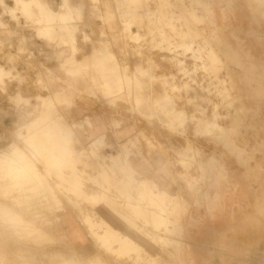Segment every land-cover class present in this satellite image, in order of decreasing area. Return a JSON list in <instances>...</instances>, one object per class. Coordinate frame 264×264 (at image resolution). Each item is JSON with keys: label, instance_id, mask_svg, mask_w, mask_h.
Returning a JSON list of instances; mask_svg holds the SVG:
<instances>
[{"label": "rangeland", "instance_id": "374dc122", "mask_svg": "<svg viewBox=\"0 0 264 264\" xmlns=\"http://www.w3.org/2000/svg\"><path fill=\"white\" fill-rule=\"evenodd\" d=\"M48 1L57 15L40 23L0 1V264H181L182 241L191 264H264V0H149L122 15L119 0H81L80 14L78 0ZM84 80L107 102L85 98ZM149 140L171 167L161 187L137 166Z\"/></svg>", "mask_w": 264, "mask_h": 264}, {"label": "crops", "instance_id": "0c3cea01", "mask_svg": "<svg viewBox=\"0 0 264 264\" xmlns=\"http://www.w3.org/2000/svg\"><path fill=\"white\" fill-rule=\"evenodd\" d=\"M80 1L81 0H78V13L80 14L81 13V11L83 10V9H85V7H86V5H87V1L88 0H83V2H84V7H83V9H81V10H79V3H80ZM148 1L149 0H119V3L117 4V6H120L119 8L121 9V2H123L124 3V11L121 13V15L124 13V12H130V13H132L133 14V10H137V9H141V8H144L145 10L147 9V8H150L149 7V4H148ZM154 1H157V4H156V7L154 8V9H159V7H160V0H154ZM126 7V8H125ZM98 7L97 6H95V9H97ZM154 9H152V10H154ZM132 10V11H131ZM93 13V15H95V16H97V13H98V11H94V12H92ZM95 13V14H94ZM91 52H92V50H91ZM91 52L88 54V55H90L91 54ZM124 52H125V54H124ZM114 53V52H113ZM120 53H121V58L122 57H124V55H127L126 54V51L124 50L123 51V49L122 48H120ZM31 55V54H30ZM34 56H36L35 54H34ZM29 58H31V57H29ZM80 60H82V59H80ZM79 60V61H80ZM127 60V62H132V60L130 59V60H128V59H126ZM64 63V62H63ZM62 64V63H61ZM80 79V78H79ZM79 79H78V81H79ZM76 81H77V79H76ZM85 81V87H84V89L82 90V92H83V95L84 96H86L85 98H87V99H93L94 101H97V100H101V101H103V102H107V98H104L103 96V94L99 91L101 88H100V85L102 86V83H100V82H97L96 80H92V81H86V80H84ZM75 82V81H74ZM96 89V90H95ZM153 89H155V86H153ZM58 91V90H57ZM57 91H55L54 92V94L57 92ZM59 93H60V95H62L63 97H64V101H65V103H64V105H66V104H68V105H70V103H71V99H70V97L66 94V92L65 91H61V90H59L58 91ZM155 94V93H154ZM25 98V97H24ZM108 105V104H107ZM116 113V112H115ZM60 115L62 116V118H63V121H64V123L67 125V126H71L72 124H75V125H77V127L78 128H80V126H82L83 127V132H84V135H87V136H94V135H99V137L98 138H100L101 136H106V134L105 133H103V132H100L101 130H102V127H100V126H96V130H94V126H93V124L91 123V120L87 117L86 118V124L88 125V127L90 128V129H92V131L94 130V132H91V133H89L87 130H85V127H84V125H83V123H77V122H74V123H72V124H69L68 122H67V120L65 119V117L60 113ZM108 125H110V126H112V128H115L116 129V127L118 126V123H116V122H114V121H112V122H109L108 123ZM104 128V127H103ZM128 133V131H126V130H123V131H121V132H117V131H115L114 132V136H115V139H116V141H117V143L118 144H126V143H128L129 141H131V140H127V141H124V142H120L121 141V138H123L126 134ZM77 135H76V133H75V136L74 137H76ZM97 139V138H96ZM160 145V144H159ZM150 146H155L150 140L147 142V147H148V151H147V153H142L141 152V154H143V156L141 157V159H142V163H139V164H137V166H139L140 165V170H141V172L140 173H143L144 175H147V176H149V178L151 179V180H153L156 184H158L160 187H161V185L154 179V176L155 175H157V172H159V171H164L165 173H167L166 172V170L168 171V173L171 171V167H167V168H162L161 166H160V164H159V157L157 156H154V157H150V158H152V159H149V153L152 151V150H149V148H150ZM170 149V148H169ZM158 150H161L160 148L158 149ZM157 153V152H156ZM157 158V159H156ZM164 163H167V159H163L162 160ZM168 161H170V163H171V159L170 158H168ZM152 176V177H151ZM171 177V176H170ZM172 180H174V179H172ZM163 187V186H162ZM181 250H183V253H184V256L183 257H181L180 259H181V264H191V261H192V259H193V257H192V249H191V247H190V244L188 243V242H185V241H182V245H181ZM186 253H189V256H186ZM197 261V260H196ZM205 264H210L211 262L210 261H206V262H204Z\"/></svg>", "mask_w": 264, "mask_h": 264}, {"label": "bare ground", "instance_id": "6f19581e", "mask_svg": "<svg viewBox=\"0 0 264 264\" xmlns=\"http://www.w3.org/2000/svg\"><path fill=\"white\" fill-rule=\"evenodd\" d=\"M1 1V0H0ZM66 1H68L69 2V0H66ZM66 1H65V4H66ZM239 2H238V5H240V7H242L241 8V10L243 11V8L246 6H248V5H250L249 3H251V0H238ZM240 1L241 2H244L246 5H243L242 3H240ZM70 3V2H69ZM68 4V3H67ZM17 9L16 10H18V11H20V12H22L23 13V15H25L26 17H28L29 19H33V18H39L40 19V21H39V23L41 22V18L43 17V16H49L50 18H52L53 20H54V18L56 17V15H57V13H56V11L54 12V11H52L51 10V8H49V1L48 0H21V1H19V0H17ZM70 7V6H69ZM179 7H181V6H179ZM63 8V7H62ZM71 9V7L68 9L67 8V10H70ZM66 10V9H65ZM182 10V9H181ZM183 10H185L184 8H183ZM61 11V10H60ZM65 12V11H64ZM71 12V11H70ZM65 13H68L67 11L65 12ZM64 15L63 13H60V15ZM70 14V13H69ZM67 15V14H66ZM181 16V15H180ZM64 17V16H63ZM62 17V18H63ZM184 17V16H183ZM57 18H58V16H57ZM65 18V17H64ZM44 20V19H43ZM56 20V19H55ZM59 21V20H58ZM159 25H160V23H158ZM61 26V25H60ZM63 26H65V25H63ZM62 26V27H63ZM161 26V25H160ZM54 28V27H53ZM52 28V29H53ZM161 28V27H160ZM159 28V29H160ZM180 29V28H179ZM66 30V29H65ZM163 30V29H162ZM174 31V30H173ZM182 31V30H181ZM51 32V31H50ZM174 32H176V30L174 31ZM253 32V33H252ZM54 33V32H53ZM72 33V32H71ZM161 33V32H160ZM159 33V34H160ZM182 33V32H181ZM72 34H74V33H72ZM72 34H69L70 35V38H71V35ZM164 34V33H163ZM177 34V33H176ZM68 35V36H69ZM178 36L180 35V34H177ZM183 35H185V34H183ZM167 36V35H166ZM248 36L249 37H252V38H254L255 40H259V41H262L263 40V38H261V37H259L258 36V33L257 32H254V30L252 31V29L251 30H248ZM174 37V36H173ZM184 39H182V40H185V37H183ZM176 39V38H175ZM179 39V38H178ZM72 40V39H71ZM73 40H76V39H74L73 38ZM179 40H181V39H179ZM205 41V40H204ZM73 42V41H72ZM167 42H169L168 40H167ZM184 42V41H183ZM186 42V41H185ZM209 42V41H208ZM182 47V46H181ZM196 47V46H195ZM184 48V47H183ZM264 48V47H263ZM185 50V49H184ZM157 51V50H156ZM264 51V50H263ZM186 54V53H185ZM96 55H95V50L93 51V53L88 57V56H86L85 57V60H88L89 58L90 59H93L94 57H95ZM74 61H76V60H74ZM82 61V60H81ZM77 62V61H76ZM84 62V61H83ZM65 64V63H64ZM68 65V64H67ZM63 66V65H62ZM61 66V67H62ZM66 68V66L64 67V69ZM111 68V67H110ZM151 69V68H150ZM153 69V68H152ZM68 72V71H67ZM148 73V72H147ZM146 73V74H147ZM144 75V74H143ZM112 76V75H111ZM150 76V75H149ZM152 76H153V74H152ZM151 77V76H150ZM114 80V79H113ZM92 81V80H91ZM141 81V80H140ZM117 82V81H116ZM145 83V82H144ZM113 85H115V84H112V86ZM134 85V84H133ZM168 87V86H167ZM119 88V87H118ZM145 88V87H144ZM96 90V89H95ZM120 90V89H119ZM117 91V90H116ZM135 91V90H134ZM151 95V94H150ZM140 98V97H139ZM143 105V104H142ZM49 108V107H48ZM133 108V107H132ZM45 109V108H44ZM43 109V110H44ZM46 110H47V108H46ZM52 110V109H51ZM48 111V110H47ZM46 111V112H47ZM45 112V113H46ZM172 112V111H171ZM43 113H44V111H43ZM42 113V114H43ZM44 115V114H43ZM168 115V114H167ZM44 117V116H43ZM179 120V119H178ZM33 122V121H32ZM183 122V121H182ZM31 126V125H30ZM36 126V125H35ZM47 127V126H46ZM52 127H54L53 125H52ZM49 128V127H48ZM52 129V128H51ZM50 130V129H49ZM24 131V130H23ZM50 131H52V130H50ZM213 131H214V133H215V137H217V138H221L222 140H224L225 142V144L227 145L230 141L228 140V138H227V136L225 135V133L222 131V129L221 128H219L218 126H216L215 124H214V126H213ZM40 132V131H39ZM18 133V132H17ZM47 133V132H46ZM45 133V134H46ZM36 134V133H35ZM38 136H39V134H38ZM42 136V135H41ZM13 137V136H12ZM48 137V136H47ZM56 139V138H55ZM14 140V139H13ZM48 144V143H47ZM17 146V145H16ZM188 146V149H187V154L186 155H184L183 156V162H185V163H188L189 164V166L191 167V166H194L195 165V163H194V160H193V157H194V154H195V152H196V147L195 146H193V145H191V144H189V145H187ZM186 146V147H187ZM65 147V146H64ZM13 148H15L14 146H13ZM9 149V148H8ZM20 149V148H19ZM58 150V149H57ZM12 151V150H11ZM9 152H10V150H9ZM16 152V151H15ZM18 152H20L19 150H18ZM24 152V151H23ZM7 153V152H6ZM11 153V152H10ZM41 153V152H40ZM17 154V153H16ZM15 154V155H16ZM25 154V153H24ZM34 154V153H33ZM14 155V154H13ZM26 155V154H25ZM21 156V155H20ZM24 156V155H23ZM63 157V156H62ZM0 158H2V157H0ZM186 158V159H185ZM9 159V158H8ZM7 159V160H8ZM15 159H17V158H15ZM19 159V158H18ZM30 159V158H29ZM50 159V158H49ZM195 159V158H194ZM53 160V159H52ZM16 161V160H15ZM58 161V160H57ZM5 162V161H4ZM32 162V161H31ZM53 162V161H52ZM72 162V161H71ZM21 163H22V160H21ZM34 163V162H33ZM55 163V162H54ZM63 163V162H62ZM68 164H69V162H67ZM73 163H75V162H73ZM26 164V163H25ZM56 164H58V163H56ZM61 164V163H60ZM167 164V163H166ZM13 165V164H12ZM23 165V164H22ZM19 166V165H18ZM28 166V165H27ZM68 166V165H67ZM15 167H17V166H15ZM22 167V166H21ZM29 167V166H28ZM64 167V166H63ZM70 167V166H69ZM18 168V167H17ZM58 168V167H57ZM77 168V167H76ZM25 168H23V170H24ZM27 169V168H26ZM67 169V168H66ZM19 170V169H18ZM28 171H29V169H28ZM76 172H77V170H75ZM21 172H23L22 171V169H21ZM33 172V171H32ZM32 172H31V174H32ZM72 172V171H71ZM129 172V171H128ZM134 173H136V172H134ZM17 174H19V173H17ZM130 174V173H129ZM72 175H74V173L72 174ZM75 175H78V174H75ZM74 175V176H75ZM131 175H134V174H131ZM30 176V175H29ZM18 178V177H17ZM76 178H77V176H76ZM82 178V177H81ZM60 180V179H59ZM81 180V179H80ZM92 180V179H91ZM66 182V181H65ZM146 182V181H145ZM74 182H72V184H73ZM95 183V182H94ZM142 183L144 184V182L142 181ZM95 184H97V183H95ZM143 184H141V185H143ZM146 184V183H145ZM79 186V185H78ZM145 187V186H144ZM143 187V188H144ZM59 188V187H58ZM147 188V187H146ZM81 189V188H80ZM84 189V188H83ZM148 189V188H147ZM64 190V189H63ZM144 190H145V188H144ZM32 191V190H31ZM78 191H79V189H78ZM148 191V190H147ZM80 192L82 193V191L80 190ZM145 192V191H144ZM150 192H152V191H150ZM84 193V192H83ZM143 193V192H142ZM141 193V194H142ZM148 195V194H147ZM142 196V195H141ZM140 196V197H141ZM146 196V195H145ZM144 196V197H145ZM150 196H151V193H150ZM179 196H180V194H179ZM183 196V195H182ZM151 197H153V196H151ZM181 197V196H180ZM149 198L150 197H148V201H149ZM144 199H146V198H144ZM146 200V201H147ZM156 200V199H155ZM153 202V201H152ZM148 203V202H147ZM149 203H151L150 201H149ZM73 204H75V203H73ZM100 205H101V207H106V205H105V203H102V202H100ZM160 205V204H159ZM152 206H154V205H152ZM136 207V206H135ZM149 207V206H148ZM156 207V206H155ZM160 207V206H159ZM162 207V206H161ZM107 208L109 209V211H111V213H113L114 215H116L117 216V214L120 216V214L119 213H117V211H116V209H114L113 207H109V206H107ZM133 208H134V206H133ZM137 208V207H136ZM147 208V207H146ZM150 208V207H149ZM148 208V209H149ZM152 208H154V207H152ZM5 209V208H4ZM80 209V208H79ZM140 209V208H139ZM164 209V208H163ZM137 210H138V208H137ZM145 210V209H144ZM144 210H142L143 212H144ZM160 210H162V209H160ZM159 210V211H160ZM165 210V209H164ZM1 211H5V210H1ZM82 212L84 211V210H81ZM148 211V210H147ZM163 211V210H162ZM7 212V211H6ZM166 212V211H165ZM2 213V212H1ZM84 213V212H83ZM135 213V212H134ZM137 213V212H136ZM135 213V214H136ZM138 213H141L140 211L138 212ZM136 214V215H139V214ZM152 213V212H151ZM162 213V212H161ZM164 213V212H163ZM148 214H150L149 212H148ZM12 215V214H11ZM83 215H85V213L83 214ZM82 215V217H86V216H83ZM142 215V214H141ZM152 214H150V216H151ZM121 216H123V215H121ZM149 215H147V217H148ZM165 216V215H164ZM170 216V215H169ZM141 217V216H140ZM145 217V216H144ZM141 218H143V215H142V217ZM159 218V217H158ZM13 219H14V217H13ZM17 217L15 218V220L17 221ZM20 219V218H19ZM19 219H18V221H19ZM84 219H86V218H84ZM149 219V218H148ZM151 219H153V218H151ZM161 219V218H160ZM257 219V218H256ZM10 220V219H9ZM87 221H88V219H86ZM146 220H147V218H146ZM150 220V219H149ZM8 221V220H7ZM17 221V222H18ZM125 221V220H124ZM131 221V220H130ZM145 221V220H144ZM153 221V220H152ZM157 221V220H156ZM5 222V221H4ZM12 222V221H11ZM14 222V221H13ZM126 222V221H125ZM135 222H136V220H135ZM138 222H139V220H138ZM167 222V221H166ZM16 223V222H15ZM26 223V222H25ZM131 223V222H130ZM168 223V222H167ZM20 224V223H19ZM27 224V223H26ZM157 224H160V223H158V222H156V225ZM257 224H258V221H257ZM108 226L109 227V231H110V233H112V234H119V232L117 231V229H115V227L112 225V224H110V222H108V221H106V224H105V226ZM154 225V224H153ZM161 226H163L162 224H160ZM260 225V224H259ZM19 226V225H18ZM20 226H21V224H20ZM22 226H25L26 227V225L25 224H22ZM151 226V225H150ZM155 226V225H154ZM11 227H13V226H11ZM14 227H16V225L14 226ZM93 227V226H92ZM140 227H141V225H140ZM143 227V226H142ZM156 227V226H155ZM154 227V228H155ZM158 227V226H157ZM17 228H19V227H17ZM107 228V227H106ZM28 229V228H27ZM157 229V228H156ZM156 229H155V231H156ZM143 230V229H142ZM147 231V230H146ZM159 231H161V230H159ZM35 232V231H34ZM153 232V231H152ZM150 233V232H149ZM37 234H38V232H37ZM96 234V233H95ZM111 234V235H112ZM142 234V233H141ZM140 234V235H141ZM143 234H145L144 232H143ZM154 234V233H153ZM164 234H166V233H164ZM97 235V234H96ZM147 235V234H146ZM149 235V234H148ZM145 236V235H144ZM150 237H151V235H149ZM154 237V236H153ZM156 237V236H155ZM159 237V236H158ZM152 238V237H151ZM133 239V238H132ZM130 237H123V238H121V240H123L124 242H129V243H134V245H135V247H134V249H138V247L136 246L137 245V242H136V244H135V242L132 240ZM162 240L164 239V237H162L161 238ZM152 240H153V238H152ZM39 241V240H38ZM157 241V240H156ZM164 241H166V239H164ZM51 243V242H50ZM157 244H159L158 243V241L156 242ZM166 244H167V242H166ZM165 244V245H166ZM167 246H168V244H167ZM223 247H224V245H222ZM163 247V246H162ZM169 247V246H168ZM222 247V248H223ZM230 248V247H229ZM225 249V248H224ZM227 249V248H226ZM20 252V251H19ZM143 252V251H142ZM247 252V251H246ZM238 253H242V252H238ZM21 255V258H26L25 256H23L22 255V253H20ZM24 254V253H23ZM47 254H48V252H47ZM50 254V253H49ZM55 254V253H54ZM141 254V253H140ZM50 256H51V254H50ZM38 257V256H37ZM176 258V257H175ZM56 259V258H55ZM177 259V258H176ZM147 260V259H146ZM155 260V259H154ZM175 261V260H174ZM178 262V261H177ZM153 263H154V261H153ZM176 263V262H175ZM43 264V263H42ZM151 264V263H150Z\"/></svg>", "mask_w": 264, "mask_h": 264}]
</instances>
